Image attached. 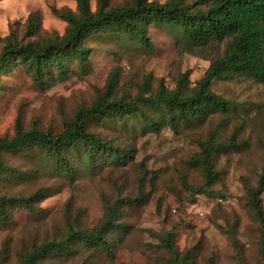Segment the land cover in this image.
<instances>
[{"label": "rangeland", "instance_id": "1", "mask_svg": "<svg viewBox=\"0 0 264 264\" xmlns=\"http://www.w3.org/2000/svg\"><path fill=\"white\" fill-rule=\"evenodd\" d=\"M96 1L88 0L92 12ZM131 1L110 0L109 7ZM184 1L191 5L198 0ZM54 9L75 12V2L0 0V51L7 36L22 43L61 37L66 23L53 14ZM32 14L37 20L35 35L27 29ZM147 35L152 50L123 34L89 37L88 64L80 67L73 60L62 79L44 88L37 87L22 67L0 73V138L13 136L17 120L24 131L60 134L80 109L102 95L110 75L116 76L117 100L134 99L146 81L152 95L159 85L172 89L185 72L192 87L230 44V37H224L186 46L175 30L156 26ZM210 90L230 102L229 112L179 124L174 131L161 125L152 133L140 117L91 121V133L128 152L119 165L89 162L81 152H68L74 167V175L68 177L38 150L4 154V164L17 173L0 175V197H37L30 202L31 209L16 207L9 221L0 219V264H23L34 248L62 240L72 229L91 231L105 220L109 206L116 208L115 222L122 227L107 234L110 255L76 248L38 264H171L173 257L184 256L188 264H262L247 188L255 186L263 163L264 86L234 76L214 80ZM209 138L222 147L211 163L217 177L205 187V169L193 159ZM261 200L264 211V191ZM227 232H233L237 249Z\"/></svg>", "mask_w": 264, "mask_h": 264}, {"label": "trees", "instance_id": "2", "mask_svg": "<svg viewBox=\"0 0 264 264\" xmlns=\"http://www.w3.org/2000/svg\"><path fill=\"white\" fill-rule=\"evenodd\" d=\"M75 12L53 10V14L66 23L61 37L44 42H18L14 37L4 38L0 51V73L10 74L22 67L39 88L49 82L62 79L67 66L75 60L80 67L88 64L92 49L85 41L99 34H123L135 39L152 50L148 38L151 26L173 29L182 36L186 46H197L211 39L230 37V44L223 55L210 63L199 79L190 87L188 72L179 74L172 89L159 85L157 92L150 94L149 82H144L134 99L113 98L116 76L110 75L102 95L88 108L80 109L71 123L57 135L37 130L24 131L17 120L12 137L0 138V175L14 177L16 171L3 162L4 154L32 153L38 150L53 162L56 171L68 177L74 175V167L68 160V152H80L89 161L96 159L109 165H119L129 157L124 149L115 148L89 131L91 121L123 119L125 116L140 117L146 130L158 133L161 125L176 130L179 124L197 123L212 114H226L230 102L210 90L217 79L244 76L264 86V0H198L186 4L184 0H132L120 8L109 7L110 0H97L92 12L88 0H73ZM37 20L34 14L27 21L29 35H35ZM146 110L153 111L151 116ZM221 145L209 138L193 159L205 169L206 186L215 179L212 169L213 156ZM264 191V156L260 174L253 188H247V202L259 229V254L264 264V211L261 195ZM37 195L29 198L6 199L0 197V219L9 221V214L16 207L31 209ZM138 201L128 200V204ZM117 210L106 209L105 220L91 231L70 230L60 241L46 242L28 253L23 264H38V261L53 254L68 255L76 248L100 250L110 255L111 244L107 234L121 230L116 224ZM223 229V228H220ZM224 231V229H223ZM237 249L238 242L233 232H227ZM172 252V246L167 243ZM188 257H173L171 264H188ZM213 264V263H212Z\"/></svg>", "mask_w": 264, "mask_h": 264}]
</instances>
